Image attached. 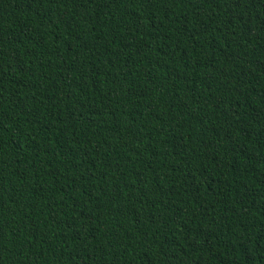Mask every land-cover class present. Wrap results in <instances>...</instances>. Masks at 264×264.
Segmentation results:
<instances>
[{
  "label": "trees",
  "instance_id": "trees-1",
  "mask_svg": "<svg viewBox=\"0 0 264 264\" xmlns=\"http://www.w3.org/2000/svg\"><path fill=\"white\" fill-rule=\"evenodd\" d=\"M0 264H264V0H0Z\"/></svg>",
  "mask_w": 264,
  "mask_h": 264
}]
</instances>
